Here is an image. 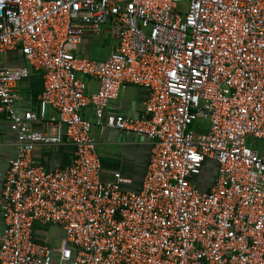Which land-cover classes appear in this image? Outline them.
Returning a JSON list of instances; mask_svg holds the SVG:
<instances>
[{"label":"built area","instance_id":"built-area-1","mask_svg":"<svg viewBox=\"0 0 264 264\" xmlns=\"http://www.w3.org/2000/svg\"><path fill=\"white\" fill-rule=\"evenodd\" d=\"M107 24L110 56L79 57ZM31 70L37 112L17 106ZM128 85L147 91L143 114H107ZM88 106L101 131L151 141L138 189L102 179ZM0 117L16 138L0 264H264V0H0ZM65 138L71 164L35 162Z\"/></svg>","mask_w":264,"mask_h":264},{"label":"crops","instance_id":"crops-1","mask_svg":"<svg viewBox=\"0 0 264 264\" xmlns=\"http://www.w3.org/2000/svg\"><path fill=\"white\" fill-rule=\"evenodd\" d=\"M117 46L110 24L103 26L98 34L86 33L83 43L77 48L76 53L81 58L104 61ZM24 64L22 60L14 62L13 66ZM87 84L88 94L98 90V82L93 78H82ZM43 90V79L39 72L30 71L27 79L18 85V103L20 110L37 112L39 96ZM147 98V91L137 86L124 87L119 97L110 103L107 114H121L138 117L143 114V102ZM57 112L49 108L48 116H56ZM83 116L93 124L92 134L97 141V152L102 160V179L110 181L114 174L119 172L124 177L131 178L133 185L127 188L138 189L146 174L152 143L150 140L129 133H121L112 129L101 131L96 125L94 110L88 106L83 111ZM37 130H45V126L36 123ZM16 152V138L10 131L8 122L0 117V194L8 169L9 160ZM34 160L38 165L47 170L57 166L65 167L71 164L74 157V147L68 138L58 146H38L34 152ZM209 178V177H208ZM4 228L0 208V234ZM47 231L54 232L53 228Z\"/></svg>","mask_w":264,"mask_h":264},{"label":"rangeland","instance_id":"rangeland-1","mask_svg":"<svg viewBox=\"0 0 264 264\" xmlns=\"http://www.w3.org/2000/svg\"><path fill=\"white\" fill-rule=\"evenodd\" d=\"M215 167H216V165L213 162H211L210 166L208 165L205 167L206 172L208 174V177L211 178L214 176V171H215L214 168ZM205 178H203V179H205ZM201 183H202V181H201ZM63 242H64V240L62 239V234L58 231L56 232V235L54 237L49 238V240H48V244L52 247H60V246H62Z\"/></svg>","mask_w":264,"mask_h":264}]
</instances>
